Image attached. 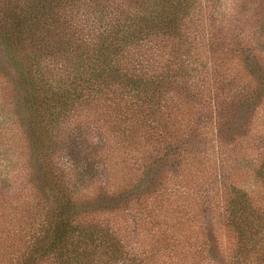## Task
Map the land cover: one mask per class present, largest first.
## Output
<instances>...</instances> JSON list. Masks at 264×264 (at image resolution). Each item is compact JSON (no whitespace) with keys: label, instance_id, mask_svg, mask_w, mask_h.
<instances>
[{"label":"trees","instance_id":"obj_1","mask_svg":"<svg viewBox=\"0 0 264 264\" xmlns=\"http://www.w3.org/2000/svg\"><path fill=\"white\" fill-rule=\"evenodd\" d=\"M200 2L0 0V69H13L18 79L23 99L21 123L44 163L51 202L47 225L16 264L132 263L117 229L91 224L81 216L77 192L85 168L72 175L58 162L61 129L73 123L74 117L80 121H74L75 126L95 123L86 119V113H82L85 119H79L81 112L92 108L94 114L104 112L97 121H112L114 142L124 149L116 158L121 162L115 161V165L124 163L125 149L142 142L149 152L144 156L145 152L136 148L144 176L151 174L154 165H167L178 158L185 171L194 172L191 176L198 193L194 191L193 201L199 200L203 207L202 211L197 209L195 217L205 222V231L200 225L202 235L198 234L207 239L210 263L219 246L216 237L210 240L207 232L214 233L213 219L221 218L234 235L228 264H246L247 260L251 264L264 213L253 206L246 190L235 181L228 182L225 175L220 180L211 178L207 174L213 169L209 161L199 167L201 154L208 148L195 140L201 139L200 125L206 113L214 116L220 137L226 134L235 139L243 132L241 121L246 122L264 97V60L251 46V39L234 35V28V37L224 38L230 39L225 41L228 46L247 45L235 55L240 57L241 71L232 73L217 60H212L211 68L205 64L200 70L195 65L198 48L191 47L185 38L189 34L187 22L202 10ZM206 81L212 82L209 90L201 87ZM91 161L86 158L82 167H89ZM189 164L193 168H188ZM256 170L264 179V161ZM163 174L164 170L153 174L147 194L161 191L158 187ZM125 192L129 190H122ZM130 195L126 193L124 201L113 193L97 197H107L113 202L108 208L118 209L134 199ZM135 199L142 206L148 198ZM205 212L213 219L206 214L209 218L205 221ZM160 218L164 221L166 216Z\"/></svg>","mask_w":264,"mask_h":264},{"label":"rangeland","instance_id":"obj_2","mask_svg":"<svg viewBox=\"0 0 264 264\" xmlns=\"http://www.w3.org/2000/svg\"><path fill=\"white\" fill-rule=\"evenodd\" d=\"M200 1L202 10L193 21L187 22L189 34L185 37L191 47L198 48L195 50L198 52L195 65L200 70L205 64L211 68L212 60H217L232 73L241 71L240 57L237 59L235 55L247 45H226L225 41L230 39L225 40L224 37L233 34L251 39V46L264 60V0ZM234 28L236 31L232 34ZM210 41L213 42L211 48ZM201 87L209 90L212 82L206 81ZM20 90L13 69H0V264L17 263L29 243L44 230L51 208L47 197V179L42 168L44 163L21 123L23 99ZM94 111L95 108L87 109L80 114L79 119H85L87 115V120L95 122L90 126L82 124L76 127L74 121L79 120L74 117L73 123L61 129L57 156L65 172L75 175L85 168L84 180L77 192L81 216L91 224L108 225L119 231L132 263L118 264H228L234 235L224 226L221 218L213 219L212 214L204 213L205 221L208 222L209 215L214 223L215 234L210 231L207 234L210 240L215 236L219 246L211 263L207 239L199 236L205 222L202 218L200 223L195 217L197 209L202 211L203 207L199 200L193 201L196 199L194 191L198 193L194 187L195 178L191 176L194 172L185 171L182 159L178 158L170 160L167 165H154L151 174L149 172V176H144L141 159L137 158L149 152L148 146H143L142 142L140 146L132 144L125 149L127 157L124 163L115 165V161L121 162L116 158L124 149L114 142L116 134L112 121H97V117L104 112L98 110L94 114ZM245 121L240 124L243 132L235 136L232 134L235 139L227 138L226 134L220 137V127L215 123L214 116L206 113L200 125L201 139L195 140L208 148L201 154L199 167L209 161L213 169L207 174L211 178L220 180V176L225 175L229 178L228 182L235 181L246 190L253 206L264 213V179L256 170L258 164L264 161V97ZM137 147L145 153L140 155ZM86 158H92L91 164L82 167ZM188 168H193L192 164ZM163 170L165 175H162L158 187L161 191L147 194L149 179ZM115 176L126 177V180H117ZM137 182L140 183L136 186ZM119 185L129 192L122 193L124 189ZM104 193H113L121 200L129 193V198L134 199L121 205L122 208L111 209L108 206L112 205V201L107 197H97ZM136 196H145L147 202L142 206L136 204ZM152 203L154 206H151ZM164 215L165 222L160 218ZM260 231L259 241L253 246L251 264H264V224ZM246 264H250L249 260Z\"/></svg>","mask_w":264,"mask_h":264}]
</instances>
